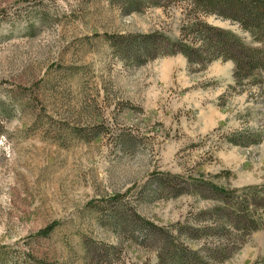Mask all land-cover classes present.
<instances>
[{"label": "rangeland", "instance_id": "obj_1", "mask_svg": "<svg viewBox=\"0 0 264 264\" xmlns=\"http://www.w3.org/2000/svg\"><path fill=\"white\" fill-rule=\"evenodd\" d=\"M159 1L0 0V264H158L169 236L203 252L217 239L187 228L214 202L191 183L264 185V71L238 86L231 61L137 65L111 47L176 41L195 17L256 46L234 22ZM220 264H264V224Z\"/></svg>", "mask_w": 264, "mask_h": 264}, {"label": "trees", "instance_id": "obj_2", "mask_svg": "<svg viewBox=\"0 0 264 264\" xmlns=\"http://www.w3.org/2000/svg\"><path fill=\"white\" fill-rule=\"evenodd\" d=\"M152 1L120 0L122 6L130 12H140L136 6L143 5L144 2L155 5ZM184 1L190 4L196 16L215 15L238 24L250 35L256 46L246 44L227 31L208 26L195 17L192 23L180 30L179 39L176 41L171 42L161 35L128 36L113 40L111 47L124 57L125 62H135L137 65L174 54H181L189 64L202 68L215 60L231 61L236 85L260 82V74L264 71V0ZM158 7H161L159 0ZM169 187L172 188L169 183L160 182L158 190L164 191ZM190 189L199 198L214 202L212 208L198 214V218L191 225L194 228H187L192 237L191 241L199 239L196 233L201 234L200 238L203 240L206 237L217 240L214 243L206 240L201 252L187 248L191 246L178 244L174 237L169 236L164 242H159L158 264H220L228 260L246 238L264 224V185L231 192L208 181L196 179L191 183ZM173 190L175 196L183 194L180 189ZM140 226L141 232L153 228L146 223Z\"/></svg>", "mask_w": 264, "mask_h": 264}]
</instances>
